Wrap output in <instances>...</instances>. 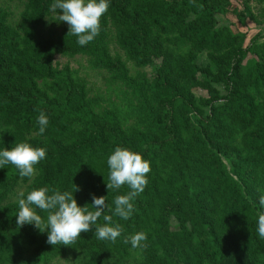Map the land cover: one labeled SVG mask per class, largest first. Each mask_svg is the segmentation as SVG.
<instances>
[{"label":"trees","instance_id":"1","mask_svg":"<svg viewBox=\"0 0 264 264\" xmlns=\"http://www.w3.org/2000/svg\"><path fill=\"white\" fill-rule=\"evenodd\" d=\"M15 1L16 21L0 5V150L27 142L46 157L31 178L0 168V264H264V0H109L84 46L69 26L41 35L53 0ZM81 56L108 75L107 97L62 63ZM118 146L151 168L128 220L113 201L130 189L106 187ZM44 186L90 210L106 197L121 236L97 239L93 225L52 246L47 230L17 226V194ZM139 231L147 247L124 243Z\"/></svg>","mask_w":264,"mask_h":264},{"label":"clouds","instance_id":"2","mask_svg":"<svg viewBox=\"0 0 264 264\" xmlns=\"http://www.w3.org/2000/svg\"><path fill=\"white\" fill-rule=\"evenodd\" d=\"M109 0H53L49 6L59 22L69 26L67 35L77 37V43L84 46L90 43L100 32V21L108 11ZM57 10L62 12V15ZM39 135H43L48 125V117L40 112L37 117ZM46 157V149L33 147L30 143L19 142L10 150H0V168L13 165L20 177L31 178L36 174V165ZM109 170L107 189L119 190L127 185L130 191L125 195L114 198L113 215L128 220L134 211L133 199L143 192L148 183L147 174L151 171L150 162L142 155L127 148L116 147L107 158ZM74 186V185H73ZM74 191L79 188L74 186ZM74 191L51 190L47 186L33 189L26 194H17L18 214L16 224L22 227L26 224L34 225L40 232L47 230V243L71 246L80 238L81 233H87L95 227L97 239L116 242L123 232L119 224H113L112 215H106L105 209L113 211L106 204V197L92 196L91 210L88 205L80 207L73 197ZM259 205L264 208V195L259 198ZM37 209L46 212V220L38 214ZM103 216L104 223L97 224ZM257 232L264 238V211L258 213ZM147 234L139 231L124 238V243H130L133 248L147 247ZM61 264H71V260H61Z\"/></svg>","mask_w":264,"mask_h":264},{"label":"rangeland","instance_id":"3","mask_svg":"<svg viewBox=\"0 0 264 264\" xmlns=\"http://www.w3.org/2000/svg\"><path fill=\"white\" fill-rule=\"evenodd\" d=\"M234 1L238 5L237 0ZM18 4L19 3L16 2L15 0L13 1L0 0V5L10 9L9 11L13 13L11 17L14 21H16L19 12V7L18 9L16 8V5ZM253 5H255V2L252 1V6ZM58 13L62 15V12H60V10ZM226 19L231 22L232 21L235 22V18L232 15H228ZM65 26L68 25L65 22H59L56 19V16L53 14L52 19L49 20L44 26L40 27V32L43 37H47L51 34L59 33ZM248 26L251 28L249 32V37H250L251 35H253V33H255L254 30L255 28H253L251 24H248ZM241 30L244 31L245 28ZM112 50H115L113 46H112ZM62 63H68L72 69L76 70L80 76L84 77L87 80L89 88L91 90V94L98 93L103 97H107L109 92V87L106 79L108 75L103 71L95 70L94 68H92L86 57L81 56V57H76L74 59L62 58ZM149 71L150 69H147V72ZM55 264H61V261L59 260Z\"/></svg>","mask_w":264,"mask_h":264}]
</instances>
